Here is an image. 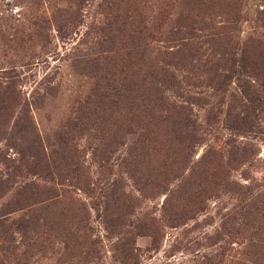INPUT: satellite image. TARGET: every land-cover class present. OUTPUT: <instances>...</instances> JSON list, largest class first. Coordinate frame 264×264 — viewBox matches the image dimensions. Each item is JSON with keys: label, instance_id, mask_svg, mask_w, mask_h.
Returning a JSON list of instances; mask_svg holds the SVG:
<instances>
[{"label": "rangeland", "instance_id": "rangeland-1", "mask_svg": "<svg viewBox=\"0 0 264 264\" xmlns=\"http://www.w3.org/2000/svg\"><path fill=\"white\" fill-rule=\"evenodd\" d=\"M0 264H264V0H0Z\"/></svg>", "mask_w": 264, "mask_h": 264}, {"label": "trees", "instance_id": "trees-1", "mask_svg": "<svg viewBox=\"0 0 264 264\" xmlns=\"http://www.w3.org/2000/svg\"><path fill=\"white\" fill-rule=\"evenodd\" d=\"M239 65L241 68L244 69H250V70H254L257 69V64L255 62H253L250 58V56L247 54V52H244V54L241 56L240 60H239ZM234 68V63L231 67V70H233ZM191 126L195 129L196 125L195 123H192Z\"/></svg>", "mask_w": 264, "mask_h": 264}]
</instances>
